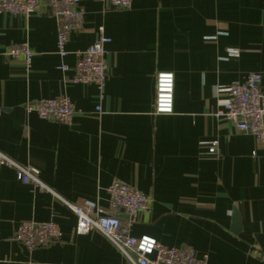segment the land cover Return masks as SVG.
<instances>
[{
    "label": "crops",
    "instance_id": "obj_1",
    "mask_svg": "<svg viewBox=\"0 0 264 264\" xmlns=\"http://www.w3.org/2000/svg\"><path fill=\"white\" fill-rule=\"evenodd\" d=\"M79 1L84 19L63 59L48 0L29 15L0 14V151L69 203L91 201L106 212L114 180L150 197L133 237L190 247L207 264H264V150L214 117L231 83L257 73L264 88V0H132L128 11ZM100 28L110 39L101 100L95 86L71 83L73 53L90 47ZM20 43L33 53L29 66L4 55ZM161 72L174 77L169 115L154 114ZM62 96L76 109L70 125L25 111ZM23 221H53L60 241L28 251L13 238ZM75 225L60 200L0 167V264H129L100 232L79 236Z\"/></svg>",
    "mask_w": 264,
    "mask_h": 264
},
{
    "label": "built area",
    "instance_id": "obj_2",
    "mask_svg": "<svg viewBox=\"0 0 264 264\" xmlns=\"http://www.w3.org/2000/svg\"><path fill=\"white\" fill-rule=\"evenodd\" d=\"M41 0H0V14L29 15L39 10ZM111 7L128 11L132 0H100ZM51 13L57 21V35L55 50L60 59L68 53L66 45L69 35L80 28L84 19V10L79 0H48ZM110 39L105 37L103 29L98 30V37L93 44L83 51L73 53L75 64L71 83L93 85L98 91L99 99L103 98V91L107 80L106 63L104 60L105 46ZM5 56L11 58L22 57L27 66L33 53L27 43L13 44L6 48ZM61 71L68 67L60 66ZM260 74L251 73L243 82L231 83L225 89L228 100L225 109L217 112L214 117L231 123L238 131L254 137L257 145L264 150V88L261 87ZM174 77L172 73H157L155 78L154 114L169 115L173 111ZM27 113H34L40 119L55 121L70 125L76 109L72 101L65 96L43 99L34 103H27ZM99 112V107L95 108ZM1 114V110H0ZM216 143H211L208 151L215 152ZM0 167L14 171L22 184H29L39 192L50 193L60 200L76 218L74 233L79 236L87 235L91 231H98L104 235L115 248L126 258L129 264H207V255H197L190 247H167L149 236L133 237L131 228L139 213H145L151 205V198L143 195L133 187L119 181H112L108 187V208L104 212L96 203L82 201L80 204L69 203L59 197L46 186L38 177V172L21 165L0 151ZM126 217V220L122 218ZM61 229L53 221L36 223L23 221L14 232V240L28 251L46 247L53 242L60 241Z\"/></svg>",
    "mask_w": 264,
    "mask_h": 264
},
{
    "label": "water",
    "instance_id": "obj_3",
    "mask_svg": "<svg viewBox=\"0 0 264 264\" xmlns=\"http://www.w3.org/2000/svg\"><path fill=\"white\" fill-rule=\"evenodd\" d=\"M232 231L234 233H238L240 231V218L235 210L232 214Z\"/></svg>",
    "mask_w": 264,
    "mask_h": 264
}]
</instances>
